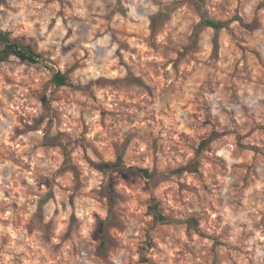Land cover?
<instances>
[{
  "label": "clouds",
  "instance_id": "obj_1",
  "mask_svg": "<svg viewBox=\"0 0 264 264\" xmlns=\"http://www.w3.org/2000/svg\"><path fill=\"white\" fill-rule=\"evenodd\" d=\"M0 264H264V0H0Z\"/></svg>",
  "mask_w": 264,
  "mask_h": 264
}]
</instances>
